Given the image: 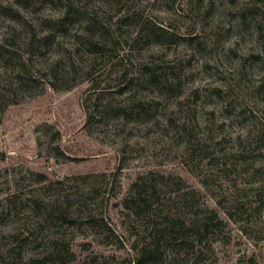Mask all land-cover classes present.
<instances>
[{
  "label": "rangeland",
  "instance_id": "1",
  "mask_svg": "<svg viewBox=\"0 0 264 264\" xmlns=\"http://www.w3.org/2000/svg\"><path fill=\"white\" fill-rule=\"evenodd\" d=\"M139 180L186 221L175 264H264V0H0V264L59 236L118 264Z\"/></svg>",
  "mask_w": 264,
  "mask_h": 264
},
{
  "label": "trees",
  "instance_id": "2",
  "mask_svg": "<svg viewBox=\"0 0 264 264\" xmlns=\"http://www.w3.org/2000/svg\"><path fill=\"white\" fill-rule=\"evenodd\" d=\"M26 71L30 82L37 80L33 72ZM159 193L157 186L139 180L132 184L129 194L122 199L121 203L128 212V217L136 219L138 217L142 219L147 215L151 217L145 229V238L141 240L142 242L135 240L128 255L119 259L118 264H175L182 256V251L190 246L191 242L184 237L186 221L181 216L173 217V214L167 211L164 204L160 203ZM57 202L58 204H55L54 201L53 212L60 226L67 224L80 229L85 226L93 229L98 227L101 229L98 234L102 238L107 239L110 235H114L107 221L104 219L97 221L86 205L77 204L76 209L71 207L74 210L70 211L71 205L65 206L59 200ZM199 231L201 235L203 231ZM168 251L172 254L169 255ZM167 257H170L169 261ZM110 259L115 261L116 257L91 254L77 259L74 253L65 250L64 239L59 236L50 240L48 252L39 258H32L30 262L32 264H45L49 261H56L57 264H108Z\"/></svg>",
  "mask_w": 264,
  "mask_h": 264
}]
</instances>
